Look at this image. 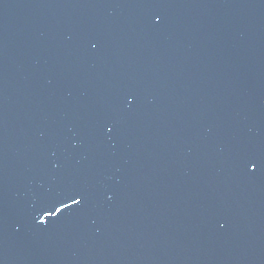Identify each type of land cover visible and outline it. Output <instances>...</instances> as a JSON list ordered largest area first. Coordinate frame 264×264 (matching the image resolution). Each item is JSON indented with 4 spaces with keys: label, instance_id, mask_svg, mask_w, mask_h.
Returning a JSON list of instances; mask_svg holds the SVG:
<instances>
[{
    "label": "water",
    "instance_id": "1",
    "mask_svg": "<svg viewBox=\"0 0 264 264\" xmlns=\"http://www.w3.org/2000/svg\"><path fill=\"white\" fill-rule=\"evenodd\" d=\"M259 158L264 0H0V174L198 264H264Z\"/></svg>",
    "mask_w": 264,
    "mask_h": 264
},
{
    "label": "snow or ice",
    "instance_id": "2",
    "mask_svg": "<svg viewBox=\"0 0 264 264\" xmlns=\"http://www.w3.org/2000/svg\"><path fill=\"white\" fill-rule=\"evenodd\" d=\"M109 131H111V129H109ZM243 166L247 169H249L250 171H259L261 168H264V158H259V159H247L245 161L242 162ZM69 199L71 200L72 204H76L79 205L81 203V200L78 199L76 196H71L69 197ZM63 207H70V204H66L64 203V201L60 202ZM61 209L60 208H53V210H49V209H44L43 214L39 217V221L40 223H44L45 216L51 215L54 212H59Z\"/></svg>",
    "mask_w": 264,
    "mask_h": 264
}]
</instances>
